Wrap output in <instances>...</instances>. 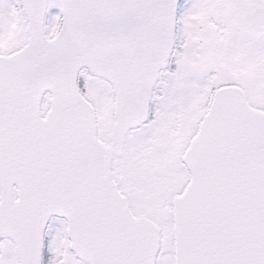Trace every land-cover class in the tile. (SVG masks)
Wrapping results in <instances>:
<instances>
[{
    "label": "snow or ice",
    "instance_id": "1",
    "mask_svg": "<svg viewBox=\"0 0 264 264\" xmlns=\"http://www.w3.org/2000/svg\"><path fill=\"white\" fill-rule=\"evenodd\" d=\"M0 264H264V0H0Z\"/></svg>",
    "mask_w": 264,
    "mask_h": 264
}]
</instances>
